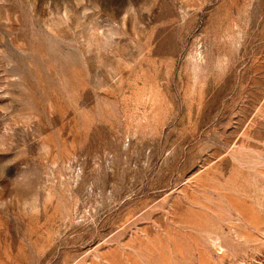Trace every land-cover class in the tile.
Returning <instances> with one entry per match:
<instances>
[{"label": "rangeland", "instance_id": "obj_1", "mask_svg": "<svg viewBox=\"0 0 264 264\" xmlns=\"http://www.w3.org/2000/svg\"><path fill=\"white\" fill-rule=\"evenodd\" d=\"M0 264H264V0H0Z\"/></svg>", "mask_w": 264, "mask_h": 264}]
</instances>
